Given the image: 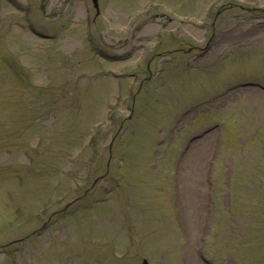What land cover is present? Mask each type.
Wrapping results in <instances>:
<instances>
[{"label": "rangeland", "instance_id": "1", "mask_svg": "<svg viewBox=\"0 0 264 264\" xmlns=\"http://www.w3.org/2000/svg\"><path fill=\"white\" fill-rule=\"evenodd\" d=\"M144 259L264 264V0H0V264Z\"/></svg>", "mask_w": 264, "mask_h": 264}, {"label": "water", "instance_id": "2", "mask_svg": "<svg viewBox=\"0 0 264 264\" xmlns=\"http://www.w3.org/2000/svg\"><path fill=\"white\" fill-rule=\"evenodd\" d=\"M94 2L97 5L98 0H94ZM143 264H149V263L147 262V260H145Z\"/></svg>", "mask_w": 264, "mask_h": 264}, {"label": "bare ground", "instance_id": "3", "mask_svg": "<svg viewBox=\"0 0 264 264\" xmlns=\"http://www.w3.org/2000/svg\"><path fill=\"white\" fill-rule=\"evenodd\" d=\"M74 8L76 9L77 8V5L76 6L74 5Z\"/></svg>", "mask_w": 264, "mask_h": 264}]
</instances>
